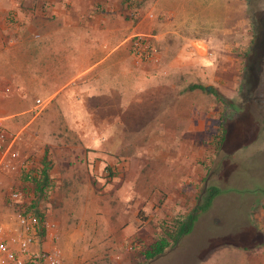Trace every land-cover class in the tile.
I'll list each match as a JSON object with an SVG mask.
<instances>
[{"label": "rangeland", "instance_id": "374dc122", "mask_svg": "<svg viewBox=\"0 0 264 264\" xmlns=\"http://www.w3.org/2000/svg\"><path fill=\"white\" fill-rule=\"evenodd\" d=\"M1 15L7 18L2 43L14 45L0 51V60L17 68L50 61V70H60L55 61L101 56L100 48L89 49L78 37L94 26L100 47L98 33L107 24L125 30L127 48L130 39L146 38L151 56L143 61L160 64L149 70L150 78L145 75V95H131L118 115L91 108L98 128L109 117L120 128L109 138L99 129L87 154L95 152L106 175L123 172L108 182L128 187L124 191L135 203L124 212L119 203L127 195L110 190L112 212L123 213L124 226L132 221V233L112 257L102 254L106 241L97 243L102 248L94 249L91 264H263L262 245L242 246L258 226L254 210L259 203L264 207V0H0ZM188 42L196 53L186 49ZM169 61H176L175 68ZM0 73L13 82L15 74L1 66ZM155 73L164 80L155 82ZM44 85L58 83L30 82L28 95H41ZM207 186L217 193L191 230L151 259L139 256L132 234L142 228L146 238L163 235ZM15 188L25 193L18 183L0 185V223L8 222L14 203L18 211L30 201L26 193V200L8 199Z\"/></svg>", "mask_w": 264, "mask_h": 264}, {"label": "crops", "instance_id": "0c3cea01", "mask_svg": "<svg viewBox=\"0 0 264 264\" xmlns=\"http://www.w3.org/2000/svg\"><path fill=\"white\" fill-rule=\"evenodd\" d=\"M6 21L7 18L1 15V52L6 48H13L14 45L11 40L2 43V28L5 27ZM82 25L84 24L78 23L76 26ZM85 28L90 33L80 35L78 40L80 43L83 41L86 42L84 44H89V49L100 48L101 56L87 60L79 58L76 61H55L61 71L54 68L50 70L49 67L54 63L50 61H42L41 64L38 61L35 66L29 64L21 69L10 59L0 60L2 69L6 68L9 73L15 74L10 77L13 82L9 81L10 84H7V79L0 73L1 128L13 136V141L0 155L2 160L13 162L7 153L10 149H16L21 159L15 171L0 168V185L9 181L24 187L30 199L25 203L24 211L34 215L39 224H55L53 229L44 227L43 232H36L31 249L57 247L64 264H91L97 257L94 256V249L102 248H96L97 243L104 241L107 245L101 249L102 254L105 256L108 252L112 257L111 251L121 247L132 233V221L128 225H122L120 220L123 213L114 214L112 202L106 199L107 195L113 192H124L127 195L128 187L115 189L110 185L112 180L108 182L110 179L114 182V176H122L123 172L118 173L119 170L116 169V175L113 172L106 175L99 170L101 160L96 158L95 152L87 154L88 147L98 143L99 129L105 130L104 136L109 138L112 134H109V131L120 128V125L117 118L109 117L104 119L105 124L98 128L91 121L90 117L95 111L91 108H106L104 112L118 115L123 107L128 106L131 95H136L137 99L139 93L141 96L145 95V75L150 78L149 70L160 65L158 63L154 66L151 61H141L139 64L129 61L130 51L129 46H126L129 35H125V30L120 27H109L107 24L106 28L98 33L102 37L100 47L93 33H97L98 28L89 25ZM5 29L9 30V27ZM136 34L138 32L134 35ZM190 43H186V49L196 53L193 52V44L189 47ZM83 47L84 45L78 46V50H84ZM175 63L176 61H169V69L175 68ZM155 75L159 78L155 82L164 78L159 76V73ZM49 80L57 82L58 85H44L41 95H28L31 93L30 82ZM164 88L168 89L166 86ZM29 97H35V100L39 98L38 103L34 100L39 106L33 105V101L30 103ZM88 107L90 109H87ZM112 189L113 192L110 191ZM125 189L127 191H124ZM36 194L45 198L38 199ZM23 200L26 199L23 197ZM130 204L135 203L132 204L127 195L124 202L119 203V209L122 208L125 212ZM14 205L11 208L13 213L16 204ZM193 205L190 204L185 210L189 211ZM263 208L259 203L254 210L252 216L258 226H252L250 237L247 239L248 246L242 247L255 250L258 245L264 247V211L259 212ZM11 215L12 213L8 222L7 218L1 221L0 227L3 229L2 237L7 241V245L16 251L14 236L18 226L11 222ZM7 225L9 233L5 231ZM132 235L139 254L144 243L151 240V237L143 236L142 228H138ZM128 246L124 248L125 251ZM254 263L258 264V261Z\"/></svg>", "mask_w": 264, "mask_h": 264}, {"label": "built area", "instance_id": "2783aa9c", "mask_svg": "<svg viewBox=\"0 0 264 264\" xmlns=\"http://www.w3.org/2000/svg\"><path fill=\"white\" fill-rule=\"evenodd\" d=\"M138 35V34H136ZM135 36V35H134ZM141 36V35H140ZM129 51L133 58L134 64H139L141 61L149 59L151 56L150 44L146 38L142 37L136 39H130ZM38 102V99L35 100ZM13 141V136L6 133L1 128L0 122V153L7 149L8 145ZM2 155V153H1ZM0 155V168L15 171L18 169L17 165L21 163L19 152L16 149H10L7 153L10 161L2 160ZM8 199L15 201L22 198L24 192L21 189H9L7 192ZM38 220L34 215H30L27 211L21 210L15 211L11 215V222L16 223L18 229L14 236L16 244V251L9 248L7 241L2 237V227H0V264H62V258L57 247L50 249H31V244L34 241V235L36 232H43L44 227L54 228L53 222H47L42 224L37 222ZM10 241V240H9Z\"/></svg>", "mask_w": 264, "mask_h": 264}, {"label": "trees", "instance_id": "16d2710c", "mask_svg": "<svg viewBox=\"0 0 264 264\" xmlns=\"http://www.w3.org/2000/svg\"><path fill=\"white\" fill-rule=\"evenodd\" d=\"M191 86L193 87V85ZM216 193L217 191L215 189L207 186L196 199L193 207L185 215L175 218L174 224L170 230L144 243V247L139 252V256L147 260L151 259L161 253L170 242L187 234L191 230L199 213L209 205L212 196Z\"/></svg>", "mask_w": 264, "mask_h": 264}]
</instances>
